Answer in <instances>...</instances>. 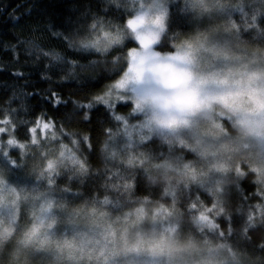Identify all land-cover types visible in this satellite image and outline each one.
<instances>
[{
	"label": "clouds",
	"instance_id": "1",
	"mask_svg": "<svg viewBox=\"0 0 264 264\" xmlns=\"http://www.w3.org/2000/svg\"><path fill=\"white\" fill-rule=\"evenodd\" d=\"M51 2L0 35V264H264V0Z\"/></svg>",
	"mask_w": 264,
	"mask_h": 264
},
{
	"label": "trees",
	"instance_id": "2",
	"mask_svg": "<svg viewBox=\"0 0 264 264\" xmlns=\"http://www.w3.org/2000/svg\"><path fill=\"white\" fill-rule=\"evenodd\" d=\"M62 10L61 4L51 0H0V35L11 36L21 25L33 24L44 14L59 15Z\"/></svg>",
	"mask_w": 264,
	"mask_h": 264
},
{
	"label": "snow or ice",
	"instance_id": "3",
	"mask_svg": "<svg viewBox=\"0 0 264 264\" xmlns=\"http://www.w3.org/2000/svg\"><path fill=\"white\" fill-rule=\"evenodd\" d=\"M170 68V66H169ZM166 83H169L171 86L173 87H177L180 90L176 93L175 97H174V101L177 105H182L185 103V99H186V92L185 89L183 87H181V85L185 84V79L183 76L175 73L174 71H172L166 78Z\"/></svg>",
	"mask_w": 264,
	"mask_h": 264
}]
</instances>
